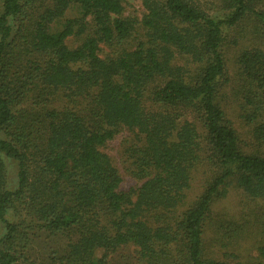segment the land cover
<instances>
[{
	"label": "trees",
	"instance_id": "obj_1",
	"mask_svg": "<svg viewBox=\"0 0 264 264\" xmlns=\"http://www.w3.org/2000/svg\"><path fill=\"white\" fill-rule=\"evenodd\" d=\"M140 1L131 16L124 0H0V264H246L211 254L207 233L231 189L264 200V49L236 58L251 144L221 104L224 31L252 19L264 35V0H223V18L201 0ZM123 133L127 191L103 151Z\"/></svg>",
	"mask_w": 264,
	"mask_h": 264
},
{
	"label": "rangeland",
	"instance_id": "obj_2",
	"mask_svg": "<svg viewBox=\"0 0 264 264\" xmlns=\"http://www.w3.org/2000/svg\"><path fill=\"white\" fill-rule=\"evenodd\" d=\"M212 8L211 13L223 18L228 13V10L223 6V0H201ZM126 5L127 15L141 16L144 9L140 0H124ZM259 27L252 19L233 27L227 28L224 31L225 42L224 51L227 59L229 83L222 93L221 104L224 107L227 118L231 121L232 126L236 130L240 141L245 145L252 143V136L250 126L246 125L240 118L239 99L235 92L236 81H238V66L236 58L238 55L249 48L259 46L264 49V35L257 33ZM129 139L127 133L119 135L116 139L109 142L103 151L109 155L113 160L115 166L118 168L123 182L122 190L127 191L139 183L130 174L128 162L124 160L123 153L126 148V141ZM8 176L11 183L16 181V167L12 162L7 161ZM209 172L205 168H199L195 173L193 188L190 191V199H194L197 195L203 192L206 187ZM249 206L255 208V213L258 217L252 218L250 216L251 209ZM214 216L212 227L210 226L207 238L213 240L208 243V250L211 254L220 249H227L230 252H235L238 255V260L246 264H256L259 257L257 248L262 244L263 240H259L258 228L259 225L264 226V200L256 202H246L242 193L237 189H231L225 198L220 199L214 206ZM215 229H220L218 240L216 239ZM234 227V228H233ZM230 228L239 230L233 234ZM2 229L0 228V233ZM222 240V241H220ZM37 246V244H36ZM46 248V246H44ZM43 252V247L39 248V253ZM215 255H217L215 253ZM134 258L130 252H122L120 257L110 258L109 264H134Z\"/></svg>",
	"mask_w": 264,
	"mask_h": 264
}]
</instances>
